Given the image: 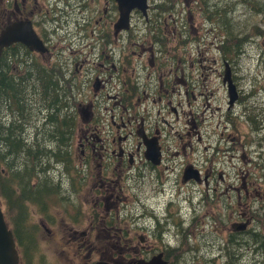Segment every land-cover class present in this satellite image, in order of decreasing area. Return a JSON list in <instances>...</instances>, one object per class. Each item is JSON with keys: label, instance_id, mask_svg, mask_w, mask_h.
Listing matches in <instances>:
<instances>
[{"label": "flooded vegetation", "instance_id": "obj_1", "mask_svg": "<svg viewBox=\"0 0 264 264\" xmlns=\"http://www.w3.org/2000/svg\"><path fill=\"white\" fill-rule=\"evenodd\" d=\"M99 1L0 0V38L9 25L27 22L22 32L42 42L41 49L23 41L2 50L0 45V87L5 77L27 78L32 83L27 96L34 104L31 122L18 127L16 138L22 142L15 140L12 151V200L25 208L8 213L0 194L19 264H136L158 254L167 264H258V253H264L263 164L253 156L245 172L241 167L240 174L231 175L222 158L215 165L208 156L207 165L190 160L198 148L195 139L204 141L208 119L193 112L211 69L204 35L180 38L166 19L149 16V0L148 17H143L153 33L149 40L138 37L141 26L135 29L132 22L141 11L133 10L130 26L119 28L116 1ZM121 37L117 53L115 39ZM148 41L150 55L145 57L141 47ZM187 43L184 58L179 45ZM222 48L213 67L228 94L220 115L233 123V131L221 136L231 141L226 154L230 160L245 159L250 150L263 161L264 112L250 114L246 107L240 115L242 108L235 110L249 94H242ZM228 71L237 86L232 107ZM40 74L49 86L32 81ZM103 92L112 101L105 112L101 108L108 105L99 109ZM114 109L120 110L119 117ZM232 113H238L235 121L228 120ZM1 115L4 121L20 116L3 110ZM244 116L251 120L245 139L240 128ZM23 144L30 145L28 157L22 154ZM148 144L159 148V163L149 158ZM191 174L198 179H186Z\"/></svg>", "mask_w": 264, "mask_h": 264}, {"label": "rangeland", "instance_id": "obj_2", "mask_svg": "<svg viewBox=\"0 0 264 264\" xmlns=\"http://www.w3.org/2000/svg\"><path fill=\"white\" fill-rule=\"evenodd\" d=\"M229 2V0H227ZM232 4H229L230 6H233L232 8L229 7L228 9V19L230 22L226 21V17L222 15L224 13L223 6H219L220 10L222 11L221 16L225 17V23L224 25H227L228 27H233V31L236 34V36H239L241 33H247L248 36L244 42H242V47H244V53H242L240 56H236L235 53L232 51L233 47H230L227 45L226 41L227 37V30L225 26H220L221 24L212 22L211 19L214 20V18H211L210 14L211 12L204 14L203 12V4H201V0H151V10L149 16L156 15L158 16V19H166V21L169 24V30L170 26H175L178 31V36L180 37L182 35L183 39L187 38L188 36H194L195 38L202 37L204 35L205 39L203 40L204 43V49H205V55L207 58L212 59L211 63L206 62L207 65L211 64V69L209 70L208 67V80H205L206 86L204 88H199L198 96L199 100L197 103H194L193 112L195 114V117L198 119H202L203 117H208L206 120V127L202 131L204 141L202 143H197L195 139V143L197 145V149H195L192 157L195 162L199 164L206 163L209 164L212 162V164H217L219 159L222 158V161L224 162L223 168L226 169V172H230L231 175H235L236 173L240 174L239 168L242 167V171L245 172L248 168L246 165L249 166L251 163V158H256L259 163H262L264 166V160L260 157H258V154L252 153L250 150H247L248 152L245 153L246 158L249 159L246 163L244 161L245 159H237L231 158V154L229 151H225L227 147L230 146L231 141L227 140L225 137H223L224 132H230L233 131V123H229L225 118L220 115L223 113L226 109L227 102H228V94L226 87L223 83L220 82V79L218 78V72L214 71L213 67V58L218 59L220 56V50H223L222 46H226L228 50L226 51V59L227 64L230 63L234 67V73L238 77V82L240 85V89L242 91V94L246 92V94H249L247 98H244L242 101V104L238 105L235 110H239L240 115L242 114V111L244 112L246 107H251L249 109L250 114H252V111H256L257 114H261L264 112V10L261 13H258L256 10H258L261 6L264 5V0H254V2H257L256 4L248 1L247 3H242L241 0H232ZM216 4H225L226 0H214ZM104 1L100 0L99 4H103ZM227 3V2H226ZM159 6V7H158ZM175 8V10H173ZM119 10V9H118ZM140 12V11H139ZM163 12V13H162ZM190 15H192L193 19H190ZM100 16V14H98ZM144 15L141 13V16H137L133 19L134 23L132 26L136 29V24L141 26L140 29L136 30L137 35L136 36H144L148 40L151 39L153 28L146 27L145 22L146 19L143 17ZM215 17V15H214ZM111 21V20H110ZM110 28L113 30V25L110 24ZM260 28V29H258ZM258 31V33H257ZM124 30L121 31V35H124ZM246 35V34H245ZM126 36V35H125ZM181 38V37H180ZM231 40V38H229ZM122 41L123 38L115 39V47L117 53L121 52L122 49ZM176 41L172 40L171 44H174ZM132 44V43H131ZM197 43H195L196 45ZM132 47H135L131 45ZM188 46L187 44H181L179 45V53L182 54L184 58H188V54L182 51L183 48H186ZM224 46V48H225ZM144 49L145 57L150 55V44L148 41L147 46L141 47ZM140 46L136 49L138 52L141 51ZM232 54L235 55V57L232 56ZM119 55V54H118ZM117 55V56H118ZM221 57L222 54H221ZM235 59V60H234ZM187 62H185V66L187 65ZM205 63V62H204ZM226 64V65H227ZM231 67V65H230ZM203 70V69H202ZM188 71V70H187ZM195 71L199 74L201 73V69L199 66L196 67ZM90 95H93V92L89 93ZM111 95L115 94L114 92H110ZM99 109L100 106L108 105V109L101 108L102 112L109 111L110 107L112 106V101L107 97V95L103 92L102 97L99 96ZM186 101V99H185ZM186 106V105H185ZM220 106V108H219ZM255 108L253 110L252 108ZM215 111V115L211 116V111ZM119 111L118 109H114V113L119 117ZM110 114L107 113L108 119L110 121ZM238 113H232L230 115V118H228L229 121L236 120ZM240 119V118H239ZM238 119V122H239ZM108 121V122H109ZM264 126V122H262ZM106 125V124H105ZM251 127V120L247 117H242V120L240 121V128L243 133L242 138L245 139L247 136L245 133L250 132ZM264 133V129L262 130ZM262 133V132H261ZM237 134V133H235ZM222 136V137H221ZM238 137V135H237ZM255 143V140L253 141ZM194 143V144H195ZM10 145V142L8 143ZM251 144V143H250ZM11 146H13L11 144ZM3 149H5V146H1ZM218 147V148H217ZM234 153V152H230ZM225 154V155H224ZM207 156L211 158L210 162L207 160ZM259 159V160H258ZM262 161V162H261ZM179 162H182L180 160ZM258 162H255V167L259 168ZM261 164V165H262ZM260 169V168H259ZM230 180V176L228 178ZM12 188V187H11ZM182 191L185 190V188L181 187ZM231 191V190H230ZM134 191L131 190L130 194L133 196ZM184 193L188 194L186 191ZM2 201L3 200L2 194ZM5 198V197H4ZM260 201H258V205L260 204ZM4 207V206H3ZM31 204L27 206V210L30 211ZM8 209L5 201V207L4 209ZM31 212V211H30ZM133 217L135 220H133V225L136 226V215L138 214V211L134 208L132 211ZM19 225H22V222H19ZM264 228V226H263ZM40 240V245H42V240ZM52 244V243H51ZM211 255L214 256V253L211 252ZM263 253H258V257L261 258ZM248 258H251L250 253H248Z\"/></svg>", "mask_w": 264, "mask_h": 264}, {"label": "trees", "instance_id": "obj_3", "mask_svg": "<svg viewBox=\"0 0 264 264\" xmlns=\"http://www.w3.org/2000/svg\"><path fill=\"white\" fill-rule=\"evenodd\" d=\"M242 3H248V1L256 4L257 2H254V0H241ZM227 2V3H226ZM225 4H216L215 2L211 3L210 1H206V4H203L204 12L207 14L208 11L211 12L210 16L213 22L223 24V26L227 27V39L224 42L227 43L228 46L233 47L232 51L235 53L236 56H240L242 53H244V47H242V42H244L248 36L247 33H241L239 36H236V34L233 31V27H228L227 25H224L225 23V17L226 21L230 22L228 19V9L229 7L232 8L233 6H230L229 4H232V0H229V2L226 0ZM258 4V3H257ZM223 6L224 13L220 10L219 6ZM208 10V11H207ZM264 10V5L261 6L258 10H256L258 13H261ZM225 17H222L221 14ZM215 15V17H214ZM222 24L220 26H222ZM260 29V28H258ZM258 33V31H257ZM231 38V40H229ZM225 46V44H224ZM228 50L225 46V53ZM227 55V54H226ZM234 54H232L233 57H235ZM235 60V59H234ZM34 83L41 84V85H47L49 86V81L47 77L44 75L38 76L35 78ZM32 83L29 82L26 78V80H22V78L18 77H12L8 76L5 77V80L3 81V90L2 87H0V95L3 96L4 105L3 109H0V194H2L5 197L6 205L8 209L6 211L8 213H11L14 211V207L16 208L14 212H20L23 208H25V204H20V200L16 199V201L19 202V206H16L14 204L13 198V190H12V182H13V173H12V151L13 148L15 149L17 144H20L22 141L16 138L17 132H20L18 127H23L26 123L31 122L32 115H31V109L33 108L34 104L31 101V99L27 96L28 92L30 91L27 87L28 85H31ZM54 85V84H52ZM26 86V87H25ZM51 91V90H50ZM255 110V108H252ZM9 112V113H17L20 115L18 118L10 121H4L1 115V111ZM254 112V111H252ZM15 140L16 143L15 144ZM10 142V145L8 144ZM11 144L13 146H11ZM5 146V149H3L1 146ZM22 154H24L25 157H28L30 150V145L27 147L25 144L22 146ZM20 147V148H21ZM15 156L13 157V159ZM20 159V158H18ZM2 168L5 169L4 172H2ZM25 174V173H24ZM28 175L21 177V180H27ZM26 191H24V195H26ZM258 264H264V253L262 257L260 258V261Z\"/></svg>", "mask_w": 264, "mask_h": 264}, {"label": "water", "instance_id": "obj_4", "mask_svg": "<svg viewBox=\"0 0 264 264\" xmlns=\"http://www.w3.org/2000/svg\"><path fill=\"white\" fill-rule=\"evenodd\" d=\"M119 9V28H128L130 26V19L133 10H139L147 18L149 10V0H116ZM27 22L13 23L3 31L0 38L1 50L16 41H23L29 44L33 49H41V41H30L29 36L25 35L22 30L25 28ZM1 56V53H0ZM228 69H231L229 63L227 64ZM230 76V71H228V91L230 96L229 107L233 106L234 101L237 98V86L234 84ZM227 79V78H226ZM147 154L149 158L154 163H159V153L157 151V146H150L148 144ZM159 149V148H158ZM156 150V151H155ZM193 170V169H192ZM191 171V170H189ZM197 171V170H195ZM198 172V171H197ZM194 176L196 179L198 177L196 174H191L186 176V179H190ZM162 254L155 255L149 261L143 259L139 260L136 264H167V261L163 259ZM0 264H19L18 253L15 245V240L11 229H9L8 224L5 219L4 210L0 201ZM95 264H113L107 261H98Z\"/></svg>", "mask_w": 264, "mask_h": 264}, {"label": "bare ground", "instance_id": "obj_5", "mask_svg": "<svg viewBox=\"0 0 264 264\" xmlns=\"http://www.w3.org/2000/svg\"><path fill=\"white\" fill-rule=\"evenodd\" d=\"M116 1V0H115ZM116 3H117V1H116ZM118 5V4H117ZM130 23H131V19H130ZM33 76V75H32Z\"/></svg>", "mask_w": 264, "mask_h": 264}]
</instances>
